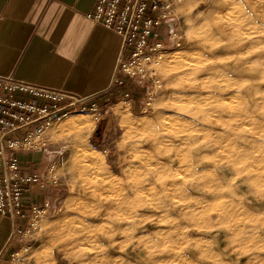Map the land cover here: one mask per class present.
<instances>
[{"label": "clouds", "instance_id": "9594fccd", "mask_svg": "<svg viewBox=\"0 0 264 264\" xmlns=\"http://www.w3.org/2000/svg\"><path fill=\"white\" fill-rule=\"evenodd\" d=\"M155 11L114 102L14 145L32 203L0 264H264V0Z\"/></svg>", "mask_w": 264, "mask_h": 264}, {"label": "crops", "instance_id": "0c3cea01", "mask_svg": "<svg viewBox=\"0 0 264 264\" xmlns=\"http://www.w3.org/2000/svg\"><path fill=\"white\" fill-rule=\"evenodd\" d=\"M97 2L0 0V75L94 96L101 106L114 102L127 88L113 83L123 39L89 18ZM19 159L30 173L32 154ZM0 218V248H8L20 218ZM15 250L8 248L4 259Z\"/></svg>", "mask_w": 264, "mask_h": 264}, {"label": "built area", "instance_id": "2783aa9c", "mask_svg": "<svg viewBox=\"0 0 264 264\" xmlns=\"http://www.w3.org/2000/svg\"><path fill=\"white\" fill-rule=\"evenodd\" d=\"M157 7L158 0H98L96 3L89 18L123 39L118 66L122 56L126 58L137 53L136 41L151 40L156 36L155 28L159 27ZM113 83L125 85L119 81L117 71ZM84 97L92 99L82 103ZM97 103L94 96L0 75V214L25 217L32 203L28 198L30 173L24 172L19 159L27 154L17 151L14 145L22 143L46 122L85 113Z\"/></svg>", "mask_w": 264, "mask_h": 264}, {"label": "rangeland", "instance_id": "374dc122", "mask_svg": "<svg viewBox=\"0 0 264 264\" xmlns=\"http://www.w3.org/2000/svg\"><path fill=\"white\" fill-rule=\"evenodd\" d=\"M86 113V112H85ZM80 114H84V113H79V114H72V115H80ZM98 131H99V129H98Z\"/></svg>", "mask_w": 264, "mask_h": 264}]
</instances>
